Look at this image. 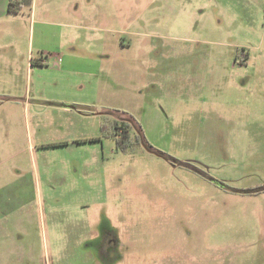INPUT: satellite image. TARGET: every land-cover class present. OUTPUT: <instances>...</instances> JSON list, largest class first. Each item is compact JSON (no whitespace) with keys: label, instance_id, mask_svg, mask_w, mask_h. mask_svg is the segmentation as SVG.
Returning <instances> with one entry per match:
<instances>
[{"label":"rangeland","instance_id":"374dc122","mask_svg":"<svg viewBox=\"0 0 264 264\" xmlns=\"http://www.w3.org/2000/svg\"><path fill=\"white\" fill-rule=\"evenodd\" d=\"M33 1L0 39V264H264V0Z\"/></svg>","mask_w":264,"mask_h":264},{"label":"crops","instance_id":"0c3cea01","mask_svg":"<svg viewBox=\"0 0 264 264\" xmlns=\"http://www.w3.org/2000/svg\"><path fill=\"white\" fill-rule=\"evenodd\" d=\"M11 0H0V39L3 37V35L6 34L7 31H9L11 29V27L9 26L13 24V19H12V15L14 16V14H9L8 13V5L10 3ZM74 11H76L74 9ZM31 17H33L32 21L35 23V15H36V5H35V1L32 0V6H31ZM74 27V26H73ZM75 28V27H74ZM89 29V28H87ZM2 31V32H1ZM0 48L1 49H6V51L8 52L9 49L13 48L14 43L12 41H9L8 39L6 41H2L0 42ZM51 56L54 57H58V54H50Z\"/></svg>","mask_w":264,"mask_h":264},{"label":"trees","instance_id":"16d2710c","mask_svg":"<svg viewBox=\"0 0 264 264\" xmlns=\"http://www.w3.org/2000/svg\"><path fill=\"white\" fill-rule=\"evenodd\" d=\"M32 6V0H11L8 5V13L9 14H19L23 7H31ZM113 129L115 131V137H118L120 135V138L116 139V146L117 150H120L122 152H126L129 148V140L131 133L127 131V129L124 130L119 126V123H114ZM105 128V127H104ZM141 131V130H140ZM120 133V134H119Z\"/></svg>","mask_w":264,"mask_h":264},{"label":"flooded vegetation","instance_id":"af4514ba","mask_svg":"<svg viewBox=\"0 0 264 264\" xmlns=\"http://www.w3.org/2000/svg\"><path fill=\"white\" fill-rule=\"evenodd\" d=\"M119 126L122 129L124 128V130L127 129V131L131 133L130 137L128 138L130 142L128 150L126 152L118 150L119 152L127 153L130 149L135 148L136 145H142L143 139L141 136V131L139 127L131 120V118H123L120 121ZM117 138H120V135L115 137L114 140L116 141Z\"/></svg>","mask_w":264,"mask_h":264}]
</instances>
